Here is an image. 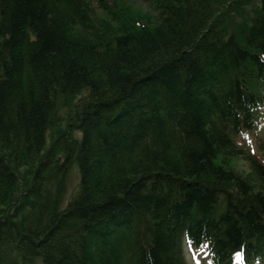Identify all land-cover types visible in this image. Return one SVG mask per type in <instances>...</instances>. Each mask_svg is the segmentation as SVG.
<instances>
[{
  "label": "trees",
  "instance_id": "trees-1",
  "mask_svg": "<svg viewBox=\"0 0 264 264\" xmlns=\"http://www.w3.org/2000/svg\"><path fill=\"white\" fill-rule=\"evenodd\" d=\"M263 107L264 0H0V264L249 263Z\"/></svg>",
  "mask_w": 264,
  "mask_h": 264
},
{
  "label": "rangeland",
  "instance_id": "rangeland-1",
  "mask_svg": "<svg viewBox=\"0 0 264 264\" xmlns=\"http://www.w3.org/2000/svg\"><path fill=\"white\" fill-rule=\"evenodd\" d=\"M144 5H146V4L144 3ZM138 8H141V7L138 6ZM248 8H250V6H248ZM141 9L144 10L143 7ZM48 131H47V133H48ZM263 134H264V130H263L262 133L260 132L258 136L257 135L256 136H251L252 138H249L248 141H247L251 146L254 145V147L256 149V153L259 156H261V151L258 148V146H259L258 145V141L261 138L260 136L263 135ZM50 138H51L50 137V134H48V136H47V143H48V141H49ZM247 149H249V147ZM235 165H236L235 167L237 169H241V170H243L246 167V163L243 160H241V159H239V160L237 159ZM77 169H78L77 168V165L76 164H73V167L71 168L70 174L68 176V181L69 182H68V185H67V188L68 189H67V195H66L65 199H68L71 196V194L73 193V191L75 190V188H76L77 181H78V175H77L78 170ZM184 254H185V258L187 260V263L188 264H193V262L191 261L190 254L188 252V248L186 246H184Z\"/></svg>",
  "mask_w": 264,
  "mask_h": 264
},
{
  "label": "snow or ice",
  "instance_id": "snow-or-ice-1",
  "mask_svg": "<svg viewBox=\"0 0 264 264\" xmlns=\"http://www.w3.org/2000/svg\"><path fill=\"white\" fill-rule=\"evenodd\" d=\"M236 255H237L238 258L240 257V253L239 252H237Z\"/></svg>",
  "mask_w": 264,
  "mask_h": 264
}]
</instances>
